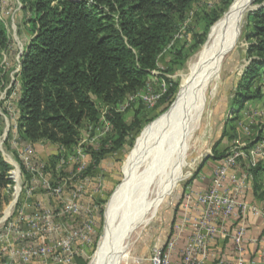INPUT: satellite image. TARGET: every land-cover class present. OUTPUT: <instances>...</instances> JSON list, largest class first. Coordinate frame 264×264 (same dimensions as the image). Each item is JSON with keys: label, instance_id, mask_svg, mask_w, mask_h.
Listing matches in <instances>:
<instances>
[{"label": "trees", "instance_id": "trees-1", "mask_svg": "<svg viewBox=\"0 0 264 264\" xmlns=\"http://www.w3.org/2000/svg\"><path fill=\"white\" fill-rule=\"evenodd\" d=\"M21 1L30 12L27 25L31 37L20 59L16 131L30 145L46 141L66 154L78 143L84 123L92 131L100 122L92 97L99 98L109 107L104 120L109 122L105 134L111 135L103 138L98 149H85L91 161L86 170L94 169L106 154L116 153L126 143L132 145L141 121L136 115L126 122L113 107L144 87L162 50L173 39L177 23L197 0ZM253 3L259 7L247 13L248 64L231 99L232 105L239 107L248 100L264 101V0ZM218 16L214 14L202 34H195V43L204 41L206 30ZM7 46L0 20V92L6 75L2 53ZM174 89L172 83L161 96L160 105L172 100ZM9 94L7 91L6 98ZM231 129L229 139L235 135L234 126ZM252 143L247 142V147ZM219 144L217 141L212 147V159L219 160L226 154L227 147L218 150ZM11 168L0 153V215L13 185ZM262 170L260 164L253 169V191L264 200V190L258 182V172ZM23 172L26 174L25 169ZM100 204V200L95 204L97 230L88 254L96 248L102 228ZM87 256L76 255L75 263L87 264Z\"/></svg>", "mask_w": 264, "mask_h": 264}, {"label": "rangeland", "instance_id": "rangeland-1", "mask_svg": "<svg viewBox=\"0 0 264 264\" xmlns=\"http://www.w3.org/2000/svg\"><path fill=\"white\" fill-rule=\"evenodd\" d=\"M227 1L229 0L195 1L185 13L183 20L177 23L173 39L162 50L158 57L157 67L150 72L144 87L136 93L126 96L119 104L113 107L126 122H130L136 115L141 121L140 131L135 136L132 145L129 146L128 143L124 144V147L116 153L106 154L101 159L98 167L86 170L91 164L85 150L87 146L98 149L101 142H103V138L111 135V133L108 135L105 134L106 132L103 133L106 128L103 120L109 107L99 98L93 96L94 103L100 113V122L92 131L84 123L80 129V139L71 151L62 155V152H58L55 145L46 141H41L38 144L36 143L35 146H31L33 150L32 163L45 165L40 175L37 176V179H42L38 180L39 185L32 194L34 200L35 198L36 200L39 199L36 203H40V201H43V203L36 204L34 210H41L39 208L45 207L58 211L61 208L62 202L56 196L46 198V191L41 186V181L46 179L45 181L50 184L51 189L62 185L66 196H70L73 192L80 190L82 197L86 201L91 202L93 206L100 200V207L102 212H104L109 198L123 180L122 165L124 160L130 154L138 137L145 128L172 105L180 87V74L187 70L188 61L191 60L206 41L211 27L228 11L234 2V0H230L228 5L223 7ZM253 5L258 6L254 3ZM214 14L219 16L206 30L204 41L200 44L195 43V34H202L204 32L206 25ZM29 16L30 12L21 0H0V20L8 38V46L2 53V64L6 75L3 88L0 92V153L11 167H13L12 164L18 165L21 172H23L21 161L17 154H15L14 147L8 145V134L15 131L13 124L15 123L17 113L16 103L20 94L18 74L20 59L24 47L31 37L29 26L27 25ZM248 31L246 15L237 42L229 48L225 53L226 55L224 54L223 60L221 59L216 63L208 83L200 96L197 122L181 153L183 177L177 182L173 192L162 198L153 219L149 223L139 226L131 235L132 245L129 248L126 264L145 263L143 259H146L156 246V239L160 240V244L165 242L169 229L171 228L172 230L174 228V223L179 213L177 211L182 206L184 190L187 187L194 186L193 182L196 172L204 165L208 158H211L213 145L217 141H220L218 150L227 147L231 140L228 137L233 133L232 126H234L235 132H240L244 142H250L254 139L259 126V124L255 125L254 123H258L260 117L258 119L254 117V120L251 121L252 125L245 124L248 120H244L245 116L243 114L238 119V109L236 105H232L231 103L236 90L234 86H236L244 67L248 64L245 55L248 46L245 34ZM194 45L196 46L193 48ZM172 83L175 85L172 100H168V102L160 105L161 96L166 93ZM7 91L10 94L6 98ZM258 105L253 107V110H261L264 113V105L262 106L260 103ZM163 106L166 109L161 111ZM241 125L248 126L249 134L241 133ZM224 131L226 135L223 136ZM113 136L115 135H112V138H114ZM167 172L166 168L164 173L167 174ZM258 180H260V186L264 190V176H259ZM13 185H15L14 182ZM13 195L14 189L12 188L8 201L2 208L0 220L4 215H7L5 212L8 209V213H10L15 207L16 203H12ZM82 202L85 203L84 200ZM97 210L98 208L95 207L94 213ZM103 223L104 215L102 213L100 235ZM2 226H4L3 222L0 221V235L3 234ZM95 230H97L96 226ZM91 248H88L87 254ZM93 252L88 254V261Z\"/></svg>", "mask_w": 264, "mask_h": 264}, {"label": "built area", "instance_id": "built-area-1", "mask_svg": "<svg viewBox=\"0 0 264 264\" xmlns=\"http://www.w3.org/2000/svg\"><path fill=\"white\" fill-rule=\"evenodd\" d=\"M103 122L104 133L109 122ZM13 129L16 132V123ZM248 130L247 125H241L242 134H249ZM252 141L247 147L240 132H235L225 156L213 166L208 186L184 190L174 228L163 244L152 249L147 257L149 264H264V201L257 204L247 198L256 178L255 156L264 164V135ZM18 157L26 174L14 164L9 171L15 183L12 203L16 205L0 220L4 225L0 235V251H5L3 264H27L32 260L42 264H74L75 256H87L92 246L95 206L82 197L80 190L66 196L62 185L51 189L44 179L41 186L46 198L56 196L62 202L61 208L53 211L44 207L28 212L25 204L39 185L42 178L37 176L45 165L32 163L30 145L21 148ZM250 216L261 218L260 236H248ZM181 242L184 243L178 249ZM249 245L257 248V259L246 256Z\"/></svg>", "mask_w": 264, "mask_h": 264}, {"label": "bare ground", "instance_id": "bare-ground-1", "mask_svg": "<svg viewBox=\"0 0 264 264\" xmlns=\"http://www.w3.org/2000/svg\"><path fill=\"white\" fill-rule=\"evenodd\" d=\"M251 2L234 0L211 27L187 70L180 74L172 105L138 137L123 162V180L105 206L103 229L87 264H126L131 235L153 219L162 198L183 177L181 153L197 122L200 96L216 63L237 42Z\"/></svg>", "mask_w": 264, "mask_h": 264}, {"label": "crops", "instance_id": "crops-1", "mask_svg": "<svg viewBox=\"0 0 264 264\" xmlns=\"http://www.w3.org/2000/svg\"><path fill=\"white\" fill-rule=\"evenodd\" d=\"M234 87H236V86H234ZM258 103H260V105H262V106L264 105V101L263 100H248V101H245L241 105V107L236 106L237 109H238V115H239L238 119L243 114L245 116L244 120H246V119L248 120V122H245V124L248 123L249 125H252L251 121L254 120V117H256L255 119H258L260 117L258 123H254L255 125L259 124L257 132H256V135L254 136L255 140H258L259 138H262V136L264 135V113L261 110L260 111L253 110V107L259 106ZM231 119H233V118H231ZM8 145L10 147H14L15 154H17V156H18V151H20L21 148H23V147H25L27 145H30V144L28 142L24 141L23 139H21V136H20V134L17 131L16 132L12 131V132H10L8 134ZM35 145L36 144L30 145V146H35ZM255 158H256V160H258L257 161V165L260 164L261 168L263 169L262 171L258 172V174H259L260 177L264 176V164H263V161H262V159L259 158V156H257V157L255 156ZM217 161H218V159L209 158L204 163V165L200 169H198V171L196 172L195 180L193 182L194 183L193 188L205 189L208 186V184L210 182L211 170H212L213 166L216 164ZM259 176H258V179H259ZM258 182L260 183V180H258ZM247 198L249 200L253 201V202H256L257 204H260V203H262V201H264V200H262L260 198V196H257L254 193L253 190H251L248 193V197ZM40 200H41V198H40ZM38 201H39V199L36 200V198H35V200H34V197L32 196L31 199L29 200V202H27L25 204L26 205L25 208L27 209V211L28 212H32L34 210V208H35V205L36 204H40V203H36ZM178 212H179V210L177 211V213ZM81 218L82 217L80 216V217H78L76 219L78 221V220H81ZM70 219H73V218H70ZM262 230H263V222L261 221V218L250 216L248 218V230H247L248 236H256V237L260 236L261 233H262ZM171 231L172 230L170 228L168 233L170 234ZM169 234H168V236H169ZM159 243H160V240L156 239V244H159ZM183 243L184 242H181L179 244L178 249L182 247ZM256 249L257 248L255 246L249 245L248 252L246 253V256L257 259V256L254 253V251L256 252ZM225 254L229 255V250H226ZM4 255H5V251H0V264H3V262H4V259H5ZM176 255H177V253L175 254V256ZM143 262H145V263H143ZM143 262H142L143 264H149L147 258L143 259ZM27 264H42V263L39 260H32L31 262H29ZM74 264H76L75 263V259H74Z\"/></svg>", "mask_w": 264, "mask_h": 264}, {"label": "water", "instance_id": "water-1", "mask_svg": "<svg viewBox=\"0 0 264 264\" xmlns=\"http://www.w3.org/2000/svg\"><path fill=\"white\" fill-rule=\"evenodd\" d=\"M253 2H254V0H252L251 6H253L254 7L253 9L255 10V9H257L258 6L253 5ZM253 9H251V10H253ZM103 215H104V212H103Z\"/></svg>", "mask_w": 264, "mask_h": 264}]
</instances>
